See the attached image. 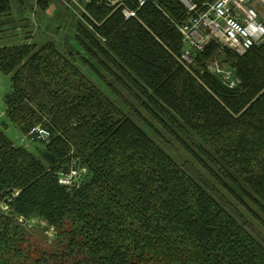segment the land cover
Masks as SVG:
<instances>
[{
    "label": "trees",
    "instance_id": "1",
    "mask_svg": "<svg viewBox=\"0 0 264 264\" xmlns=\"http://www.w3.org/2000/svg\"><path fill=\"white\" fill-rule=\"evenodd\" d=\"M127 5L135 15L88 2L76 40L90 59L54 41L0 46L9 120L49 132L38 156L0 127V264H264V243L80 66L126 88L149 126L264 224V42L239 54L211 41L188 63L184 1ZM11 12L0 0V17ZM217 51L234 86L206 69ZM73 164L91 178L69 188L59 177ZM35 216L67 235L62 250L27 231Z\"/></svg>",
    "mask_w": 264,
    "mask_h": 264
},
{
    "label": "rangeland",
    "instance_id": "2",
    "mask_svg": "<svg viewBox=\"0 0 264 264\" xmlns=\"http://www.w3.org/2000/svg\"><path fill=\"white\" fill-rule=\"evenodd\" d=\"M90 0H11L12 12L9 16L0 17V46L14 44L36 43L41 45L48 41H54L63 51H72L77 57L90 59L87 51L80 46L76 40L78 26L85 22L84 14L86 6ZM188 3V0H182ZM223 47V45H220ZM187 62L186 60H184ZM95 63L94 60L91 61ZM83 70L120 105L126 112L131 114L145 128V130L155 138L169 153H171L185 169L196 178L202 185L224 205L230 213L235 216L245 227L262 243H264V224L249 212L246 206L236 198L225 192V189L218 190L209 178V174L201 165L188 153L183 146L172 139L166 131L160 135L153 127L149 126L140 116L139 111L147 116V113L140 106L126 88L116 85L114 90L109 82L114 81L107 76L104 80L95 72L91 64L80 62ZM206 69L227 83V76L231 71L230 63L217 51L212 59L206 63ZM12 92L11 75L0 71V127L4 129L9 138L16 144L27 147L31 152L40 156L43 143L32 139L23 130L11 122L6 114V96ZM31 130V129H30ZM29 130V133H30ZM164 136V137H163ZM29 138V139H28ZM63 171L61 173H66ZM86 172L80 184H85L90 180ZM27 231L32 232L39 238L45 240V246L49 249L62 250L67 243V235L63 234L60 228L48 222L43 217H32L23 221ZM71 223H67L66 232L71 228Z\"/></svg>",
    "mask_w": 264,
    "mask_h": 264
},
{
    "label": "built area",
    "instance_id": "3",
    "mask_svg": "<svg viewBox=\"0 0 264 264\" xmlns=\"http://www.w3.org/2000/svg\"><path fill=\"white\" fill-rule=\"evenodd\" d=\"M116 8H123L125 13L135 15L127 5L129 0H107ZM143 5L150 0H136ZM189 18L181 26L185 49L182 59L193 62V53L202 50L211 41L244 54L254 45L264 42V0H215L205 9L188 2ZM227 83L236 84L233 70L226 75ZM32 137L49 140V132L41 125L32 127L29 133ZM87 168L72 165L59 177V182L69 188L79 185Z\"/></svg>",
    "mask_w": 264,
    "mask_h": 264
},
{
    "label": "crops",
    "instance_id": "4",
    "mask_svg": "<svg viewBox=\"0 0 264 264\" xmlns=\"http://www.w3.org/2000/svg\"><path fill=\"white\" fill-rule=\"evenodd\" d=\"M43 148V147H42Z\"/></svg>",
    "mask_w": 264,
    "mask_h": 264
}]
</instances>
